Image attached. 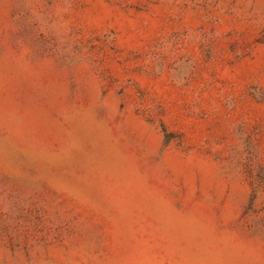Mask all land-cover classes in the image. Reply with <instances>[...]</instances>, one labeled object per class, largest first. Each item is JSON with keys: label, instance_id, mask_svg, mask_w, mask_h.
Masks as SVG:
<instances>
[{"label": "rangeland", "instance_id": "374dc122", "mask_svg": "<svg viewBox=\"0 0 264 264\" xmlns=\"http://www.w3.org/2000/svg\"><path fill=\"white\" fill-rule=\"evenodd\" d=\"M0 264H264V0H0Z\"/></svg>", "mask_w": 264, "mask_h": 264}]
</instances>
